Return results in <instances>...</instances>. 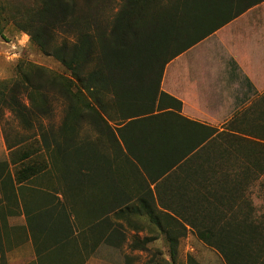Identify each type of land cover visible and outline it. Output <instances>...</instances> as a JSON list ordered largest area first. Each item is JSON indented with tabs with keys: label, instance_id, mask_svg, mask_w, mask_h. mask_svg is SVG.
<instances>
[{
	"label": "trees",
	"instance_id": "trees-1",
	"mask_svg": "<svg viewBox=\"0 0 264 264\" xmlns=\"http://www.w3.org/2000/svg\"><path fill=\"white\" fill-rule=\"evenodd\" d=\"M111 1L0 0V37L13 23L65 69L19 64L0 85V111L31 123L50 114L51 93L67 103L15 171L0 164V264L16 212L38 264H85L128 230L163 235L172 261L193 230L227 264H264V92L214 126L162 88L173 59L264 0H123L110 18ZM42 149L48 158L35 157ZM52 174L50 190L27 185Z\"/></svg>",
	"mask_w": 264,
	"mask_h": 264
},
{
	"label": "rangeland",
	"instance_id": "rangeland-1",
	"mask_svg": "<svg viewBox=\"0 0 264 264\" xmlns=\"http://www.w3.org/2000/svg\"><path fill=\"white\" fill-rule=\"evenodd\" d=\"M122 1L112 0L107 7L106 16L114 17ZM248 21L249 23L243 22V31L246 34L253 33L255 31L254 27L257 26V34L262 35L260 46L264 51V3L248 14ZM230 32L224 34V37ZM233 32L236 33L235 25ZM5 37H0V85L2 82L12 81L17 78V67L21 63H24L23 65L34 63L59 72L65 71L60 62L41 52L32 43L30 36L19 30L13 23L6 24ZM218 37L216 35V40L219 39ZM221 37L216 43L218 48L222 40ZM227 63L233 66L236 65L235 59L231 57L223 56L222 59L214 61L215 66ZM256 70L254 73L255 81L250 80V75L248 76L246 73L242 87L229 91L232 99H228V102H226L223 92L220 91L219 95L221 97L218 96L217 101L219 104L214 108V113L208 115L209 123L214 126H222L238 110L249 107L258 95L264 92V68L257 67ZM20 96L23 102L29 105L27 95L22 93ZM51 97L52 110L50 114L33 115L31 123L25 122L8 107L4 106L1 108L0 164L6 163L7 168L15 171L19 167V163L16 162L17 158L23 151L38 147L39 143L37 140L41 138L40 136L44 133L50 135L53 130L60 128L65 116L67 103L57 92L51 93ZM83 101H86V98H83ZM35 157L46 159L48 158V153L42 149ZM27 185L49 189L48 187L59 185V182L57 176L52 174ZM258 186L253 189L254 199L258 206H261L262 198L259 195ZM0 197H2L1 192ZM15 209L16 211L18 210L17 208ZM26 224V217L22 212H16V214H11L7 218V226L3 231L2 247L6 249L5 254L8 264H38L34 242ZM123 235L124 238L121 236V240H117L116 235L113 237L115 241H118V246L104 242L85 261V264H227L221 253L202 241L193 230H190L185 237L180 239L175 261H172L170 247L163 235L158 234V238L150 242L143 241L148 235L145 232L128 230V232L124 231ZM83 256L85 257V255Z\"/></svg>",
	"mask_w": 264,
	"mask_h": 264
},
{
	"label": "crops",
	"instance_id": "crops-1",
	"mask_svg": "<svg viewBox=\"0 0 264 264\" xmlns=\"http://www.w3.org/2000/svg\"><path fill=\"white\" fill-rule=\"evenodd\" d=\"M257 6L167 65L162 88L183 101L182 113L187 117L211 124L208 122V115L214 113V108L218 106L220 91L228 102V99H232L229 91L242 87L246 73L250 75V80L255 81L256 68H264V51L260 46L262 35L257 34L258 27H254L253 33L246 34L243 31V22L249 23L248 14ZM234 25L236 33L233 32ZM229 31L231 32L224 37ZM216 35L219 36L217 40ZM220 37L222 40L218 48L216 43ZM223 56L235 59L236 65L227 63L215 66L214 61L222 59Z\"/></svg>",
	"mask_w": 264,
	"mask_h": 264
}]
</instances>
